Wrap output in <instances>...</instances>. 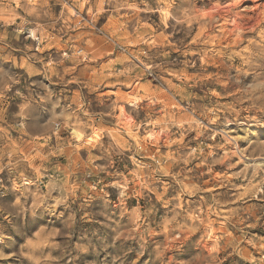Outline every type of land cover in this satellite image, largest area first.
I'll return each instance as SVG.
<instances>
[{
    "label": "clouds",
    "instance_id": "clouds-1",
    "mask_svg": "<svg viewBox=\"0 0 264 264\" xmlns=\"http://www.w3.org/2000/svg\"><path fill=\"white\" fill-rule=\"evenodd\" d=\"M0 264H264V0H0Z\"/></svg>",
    "mask_w": 264,
    "mask_h": 264
}]
</instances>
